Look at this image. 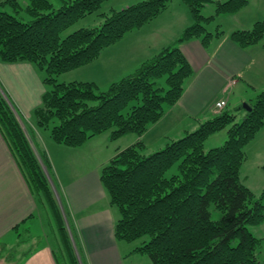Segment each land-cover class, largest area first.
<instances>
[{"label":"trees","instance_id":"1","mask_svg":"<svg viewBox=\"0 0 264 264\" xmlns=\"http://www.w3.org/2000/svg\"><path fill=\"white\" fill-rule=\"evenodd\" d=\"M30 1L28 20L1 8L17 7V0L0 1V60L26 61L44 71L45 91L34 118L56 142L69 146L102 133L111 140L130 133L142 136L164 115L165 105L178 102L194 75L181 43L200 38L208 45L224 31L219 27L210 31L207 24L248 4V0H181L193 23L135 70L99 90L93 81H59L57 75L95 61L127 32L160 15L172 0H138L113 8L100 13L104 18L100 26L80 27L66 36V30L98 12L106 0H62L58 8L49 0ZM209 3H215V10L206 16L203 10ZM230 37L244 47L262 41L264 20L235 29ZM247 105L240 118V108L226 107L149 154L144 153L142 140L117 148L100 177L119 212L118 240H142L135 251L147 254L150 264H260L257 248L262 239L249 225L264 221V189L256 194L246 185L241 167L248 157L246 145L264 127V90ZM21 118L0 82V132L32 194L49 213L57 242L54 258L57 264H88L47 151ZM224 129L225 142L206 150V140ZM176 164L178 172L168 175ZM212 203L221 212L219 219L212 216ZM24 234L20 233L22 240Z\"/></svg>","mask_w":264,"mask_h":264},{"label":"crops","instance_id":"2","mask_svg":"<svg viewBox=\"0 0 264 264\" xmlns=\"http://www.w3.org/2000/svg\"><path fill=\"white\" fill-rule=\"evenodd\" d=\"M244 7L234 13L222 14L218 19H224L226 15L244 26L240 14ZM192 23L187 4L172 0L156 18L106 47L98 59L74 69L73 79L93 81L98 85L103 80L110 85L175 41ZM232 31L213 37L208 45H204L200 38L181 43V49L194 68V75L186 82L178 102L166 106L164 115L142 136L130 133L111 140L108 133H102L78 146L56 142L32 119L45 91L35 66L26 61L7 63L0 60V82L14 106L33 127L39 144L47 151L88 264H126L128 254L123 252V241L115 235L119 212L110 202L100 177L101 169L116 154L118 147H126L137 140H142L148 147L150 133L162 125L165 129L161 140L153 149L163 146L215 116L214 104L220 98L227 100V107L240 108L238 113L242 116L244 103L264 90V40L244 47L230 37ZM223 132L215 133L207 141L219 134L223 138ZM22 231H26L23 240L20 238ZM56 244L49 213L32 194L0 132V245L15 246L14 264H57L53 254Z\"/></svg>","mask_w":264,"mask_h":264},{"label":"rangeland","instance_id":"3","mask_svg":"<svg viewBox=\"0 0 264 264\" xmlns=\"http://www.w3.org/2000/svg\"><path fill=\"white\" fill-rule=\"evenodd\" d=\"M17 1L19 4L17 7L8 4L7 6L1 8L12 14H15L20 18H23L24 20L30 19L31 15L28 12L27 8L30 5L31 1L30 0H17ZM49 1L54 5L55 8H58L59 6L62 5V0H49ZM135 2H138V0H106L105 2H103L98 12L89 14L84 18L78 20L74 25H72L68 30H66L63 33V35L66 36L67 34L73 32L74 30L80 27L100 26L104 21V18L100 15V13L109 12L113 8L120 9L122 7L127 6L128 4H133ZM210 5L211 6H207L203 10V13L206 16L214 13L215 3H211ZM208 7H211V10L208 9ZM240 14L243 17L244 26L239 25L240 21H238L237 19H232V18L229 19L226 18L227 17L226 15H224L225 16L224 19L217 18L215 22L208 23L207 27L210 31H214V32L216 31L217 27H219L220 30L227 32L232 31L239 27L251 28L255 22L264 20V0H249V4L240 11ZM219 17H222V15ZM154 25L156 26L157 24ZM74 71L75 70L73 71L71 70L59 74L57 75V79L59 81L72 80L76 73ZM37 72L39 73V75H42V73L44 75V71L40 72L37 70ZM100 82L101 83H99V85L97 84L99 90H106L109 87V85H106L103 80H100ZM166 106L168 105H165V108ZM230 108L235 111V109L232 106ZM222 111L223 110L214 109L215 115L220 114ZM238 116L239 118L241 117L240 114H238ZM32 117H33L32 119L35 120L33 113H32ZM21 119L22 121H24V125H26L27 127L28 122L25 120L23 116ZM164 129L165 126L163 125L158 126L154 131L150 133L151 140L149 141L148 147H145L144 153L149 154L162 147V145L161 146L159 145L160 147H155V149H153L154 146H156L158 142H160L161 140L160 136H162ZM42 131L43 132L46 131L48 134L50 133V130L47 128H42ZM223 131H224L223 138H221L222 136H220L222 134H219L217 138L215 136L211 138V140L208 141L206 140L205 142L206 150H209L210 148L218 146L225 142L227 138V133L225 129ZM123 141L126 142V140ZM246 151L248 157L241 167V177L243 182L246 185H248L256 194H260L264 189V167L261 165L264 162V127H262L257 132L255 137L246 145ZM173 172H178L177 164L174 165L173 168L168 172V175L172 174ZM210 209L212 211L213 218L219 219L221 216V212L216 208V206L213 203L210 205ZM249 227L257 237L262 239V243L257 248V256L259 258L260 264H264V221H262L261 223L250 224ZM141 241L142 240H136L133 242L123 241L122 244L124 248L123 252L128 254L125 257L126 264H150V258L147 254L135 251V248L141 243ZM128 251L131 253H128ZM14 257H16L15 247L8 248L3 245H0V264H14L13 261ZM15 264H17V262H15Z\"/></svg>","mask_w":264,"mask_h":264},{"label":"built area","instance_id":"4","mask_svg":"<svg viewBox=\"0 0 264 264\" xmlns=\"http://www.w3.org/2000/svg\"><path fill=\"white\" fill-rule=\"evenodd\" d=\"M227 106V100L220 98L215 101L214 107L216 110H223Z\"/></svg>","mask_w":264,"mask_h":264},{"label":"water","instance_id":"5","mask_svg":"<svg viewBox=\"0 0 264 264\" xmlns=\"http://www.w3.org/2000/svg\"><path fill=\"white\" fill-rule=\"evenodd\" d=\"M244 107H245V108H248V105H247V103H244Z\"/></svg>","mask_w":264,"mask_h":264}]
</instances>
